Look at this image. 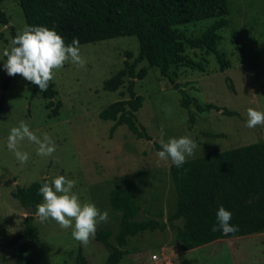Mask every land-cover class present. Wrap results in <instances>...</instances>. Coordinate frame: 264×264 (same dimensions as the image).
I'll list each match as a JSON object with an SVG mask.
<instances>
[{
  "label": "rangeland",
  "instance_id": "rangeland-1",
  "mask_svg": "<svg viewBox=\"0 0 264 264\" xmlns=\"http://www.w3.org/2000/svg\"><path fill=\"white\" fill-rule=\"evenodd\" d=\"M230 25L220 30L219 45L226 52L230 66L221 71L213 53L187 48V55L203 61L205 70L185 65L179 69L177 81L188 94L202 103H215L241 114L228 116L221 110L199 112L192 105H181V93L158 67L149 68L144 79L136 80V91L144 96L137 112L138 124L144 126L152 140L137 138L127 125H120L111 135L115 123L99 117L100 111L117 100L128 98V81L117 91L104 89V81L125 66L126 52L139 53L137 36H120L80 45L84 68L70 62L55 70L54 79L62 100L60 114L49 117L43 92L31 98V83L21 75L10 76L3 90L7 72L3 50L12 39L10 26L17 33L27 26L20 0H4L0 10L10 24L0 20V264H16L21 238L11 240L24 231L28 210L12 192L46 178L48 183L58 175L77 181L73 191L82 203L90 202L100 211H107V223L97 230L111 231L110 242L117 245L116 235L121 212L110 202L112 190L132 187L139 211L135 220L167 221L177 210V192L171 176V161H161L155 142L190 135L198 147L194 157H200L250 143L264 141V126L246 127L248 108L264 112V0H229ZM214 19L179 26L189 37L201 35ZM146 61L138 69L147 66ZM233 84L235 91L230 86ZM195 115L190 127L189 111ZM25 121L30 130L42 139L52 137L56 151L51 157L37 155V145L27 139L18 148L29 154L21 165L7 148L10 129ZM204 132L224 133V137H207ZM39 227V240L29 250L25 264H76L79 248L90 264H104L111 248L96 237L82 245L72 237V229H61L52 219L43 223L34 214ZM184 219L174 221L166 230H146L128 237L123 247L127 251L119 264H264V232L222 238L200 247L183 250L178 228ZM157 254L158 258H153Z\"/></svg>",
  "mask_w": 264,
  "mask_h": 264
},
{
  "label": "trees",
  "instance_id": "trees-1",
  "mask_svg": "<svg viewBox=\"0 0 264 264\" xmlns=\"http://www.w3.org/2000/svg\"><path fill=\"white\" fill-rule=\"evenodd\" d=\"M3 1L0 0V7ZM20 5L27 26L55 29L66 44H71L73 38L82 45L120 36H137L138 55L130 62L134 54L127 51L125 66L104 81V89L109 91H117L128 81L129 97L112 102L99 113L101 119L115 122L110 128L111 135L125 124L137 138L153 139L147 129L138 124L137 112L143 106L144 96L136 91V80L144 79L151 67H158L162 76L169 78L173 87L180 91L184 108L190 109L193 105L199 112L216 109L228 116L241 117L238 111L228 107L200 102L177 81L183 65L205 70L203 61L193 60L187 55V48L213 53L221 71L230 66L226 52L219 45L220 30L231 22L229 0H20ZM207 19H214V22L199 36L189 37L179 29L180 25ZM0 20L4 24L10 23L1 10ZM10 30L14 38L16 27L10 26ZM144 61L148 65L138 69ZM7 87L8 81L4 80L3 90ZM230 88L235 91L233 84ZM40 91L31 83V98ZM57 95L55 83L50 81L48 90L43 92V97L48 100L49 117L60 114L63 103L62 100L54 101ZM189 120L193 128L195 115L191 110ZM204 135L225 136L215 132H204ZM155 148L159 151L161 145L155 142ZM170 172L177 192V210L167 221L135 220L139 207L132 187L111 191V205L122 215L116 235L117 245L110 242L111 231H96V239L111 248L104 264L122 261L127 253L123 247L128 237L146 230L164 231L180 218L184 219V226L178 228L177 235L183 250L222 238L264 232V141L187 159L181 168L172 164ZM45 182L46 178L27 187L20 186L12 196L27 210L33 206L36 211V206L43 202L39 188ZM221 206L232 213L230 223L237 225L238 231L225 235L219 229L216 212ZM214 225L217 226L216 231L212 230ZM39 234L34 215L27 216L23 233L16 234L11 240L12 244H17L21 238H27L19 246L16 264L28 263L29 250L37 244ZM76 264H90L82 248L77 253Z\"/></svg>",
  "mask_w": 264,
  "mask_h": 264
},
{
  "label": "clouds",
  "instance_id": "clouds-1",
  "mask_svg": "<svg viewBox=\"0 0 264 264\" xmlns=\"http://www.w3.org/2000/svg\"><path fill=\"white\" fill-rule=\"evenodd\" d=\"M4 69L9 76L21 75L25 80L38 86L41 92L49 88L54 79L55 70L61 69L70 62L78 68H84L86 60L80 53V42L73 38L71 44H66L64 38L55 30L46 26H26L12 38L9 46L3 50ZM246 127L264 126V112L254 108L247 110ZM163 132L159 144L161 150L157 156L161 161L170 160L177 168H181L188 157L195 156L198 145L190 135L179 138L163 139ZM27 139L37 145V155L51 157L56 151V145L51 136L43 134L38 137L25 121L10 129L7 137V148L12 151L17 161L23 165L29 160V154L19 150L18 145ZM77 181L68 179L64 175L56 176L51 183L45 182L39 188L43 202L36 206L35 215L41 223L52 219L61 229H72V237L82 245H88L94 238L97 225L107 223L108 212L100 211L95 204L82 203L73 191ZM219 229L223 234L238 231V226L230 223L232 213L223 206L216 212ZM213 231L217 226H213Z\"/></svg>",
  "mask_w": 264,
  "mask_h": 264
},
{
  "label": "water",
  "instance_id": "water-1",
  "mask_svg": "<svg viewBox=\"0 0 264 264\" xmlns=\"http://www.w3.org/2000/svg\"><path fill=\"white\" fill-rule=\"evenodd\" d=\"M9 25H11V24L9 23ZM9 79H10V76L7 75L6 80L8 81ZM34 214H35L34 207L33 206H29V208H28V216L34 215Z\"/></svg>",
  "mask_w": 264,
  "mask_h": 264
},
{
  "label": "built area",
  "instance_id": "built-area-1",
  "mask_svg": "<svg viewBox=\"0 0 264 264\" xmlns=\"http://www.w3.org/2000/svg\"><path fill=\"white\" fill-rule=\"evenodd\" d=\"M153 258H158V255L157 254H153Z\"/></svg>",
  "mask_w": 264,
  "mask_h": 264
}]
</instances>
